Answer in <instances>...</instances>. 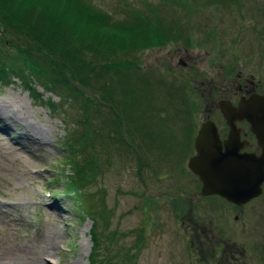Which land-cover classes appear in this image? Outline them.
Instances as JSON below:
<instances>
[{
    "label": "rangeland",
    "instance_id": "rangeland-1",
    "mask_svg": "<svg viewBox=\"0 0 264 264\" xmlns=\"http://www.w3.org/2000/svg\"><path fill=\"white\" fill-rule=\"evenodd\" d=\"M81 1L114 23L157 19L175 40L88 54L79 99L32 77L33 93L16 78L0 87V264H92L94 233L112 264H217L199 259L182 221L199 187L186 146L204 118L223 127L215 103L237 75L264 89V0ZM0 39H9L1 25ZM122 63L125 76L110 68ZM74 139L77 167L86 158L96 172L83 191L92 214L67 195ZM255 246H245L246 264H264Z\"/></svg>",
    "mask_w": 264,
    "mask_h": 264
},
{
    "label": "trees",
    "instance_id": "trees-1",
    "mask_svg": "<svg viewBox=\"0 0 264 264\" xmlns=\"http://www.w3.org/2000/svg\"><path fill=\"white\" fill-rule=\"evenodd\" d=\"M130 20L128 25L114 23L109 15L92 9L81 0H0V25L9 37L4 42L0 39V87H8L16 78L33 93L29 86V78L32 77L58 96H62L64 90L68 98L79 99L78 84L84 85L87 81L84 73L92 70L86 59L88 54L129 53L161 43L169 45L175 40L173 26L163 29L157 19L149 20L136 13ZM24 41L25 45L22 44ZM6 46L11 52L6 50ZM110 68L121 71L122 76L128 69L125 63L112 64ZM68 77L77 86L68 84ZM35 98L39 97L36 95ZM88 135L90 138L92 132L89 131ZM79 142L74 139L65 147L68 153L65 164L72 171L67 181V195L83 205L82 213L86 215L92 212L84 203L83 191L96 172L87 171L90 160L86 158L85 165L82 163L77 167ZM100 215L105 220V214L102 212ZM94 235L92 264H112L102 253L104 241L98 234Z\"/></svg>",
    "mask_w": 264,
    "mask_h": 264
},
{
    "label": "flooded vegetation",
    "instance_id": "flooded-vegetation-1",
    "mask_svg": "<svg viewBox=\"0 0 264 264\" xmlns=\"http://www.w3.org/2000/svg\"><path fill=\"white\" fill-rule=\"evenodd\" d=\"M220 93L215 108L223 121V127L221 128V126L211 121L209 116L193 127L186 146L187 149L191 147L187 164L190 159L197 155L195 142L199 132L208 122L213 124L215 130L207 129L205 131L206 140L211 141L216 137L222 152L225 151V142L229 138L230 128L219 110L220 102H228L233 107H237L240 101L249 100L254 96H264V89L259 82L254 81L253 77L248 79V77L239 74ZM236 128L238 139L233 145V149L239 155L260 156L261 150L258 147L255 135L251 131V126L242 121L236 124ZM187 170L198 180V177L189 171L188 166ZM261 188L262 195L260 197L245 205L237 206L228 203L219 196H203L201 194V183L199 182V187L189 194L192 198L190 202L193 201L195 208L188 210L187 213L182 212V221L187 222V228H189L191 234L190 239L192 240L190 243L194 249L196 248L199 259L207 261L219 256L220 261L217 264H246L243 260L245 255L249 256V250L245 249V246H249V243L253 242H256L258 246L253 248L250 255L263 253L264 203H262V200L264 199V183ZM176 206L179 207L180 205ZM250 249L252 250V248ZM210 250L213 253L212 255Z\"/></svg>",
    "mask_w": 264,
    "mask_h": 264
},
{
    "label": "water",
    "instance_id": "water-1",
    "mask_svg": "<svg viewBox=\"0 0 264 264\" xmlns=\"http://www.w3.org/2000/svg\"><path fill=\"white\" fill-rule=\"evenodd\" d=\"M222 113L230 135L222 152L220 143L214 137L207 141L204 136L207 129H214L208 122L195 142L196 156L189 160L188 169L198 177L203 196H219L228 203L242 206L262 195L264 183V96H254L240 101L237 107L228 102H220ZM245 121L251 126L260 156L239 155L233 149L237 141L236 124ZM215 130V129H214Z\"/></svg>",
    "mask_w": 264,
    "mask_h": 264
},
{
    "label": "bare ground",
    "instance_id": "bare-ground-1",
    "mask_svg": "<svg viewBox=\"0 0 264 264\" xmlns=\"http://www.w3.org/2000/svg\"><path fill=\"white\" fill-rule=\"evenodd\" d=\"M75 264H80V263H75Z\"/></svg>",
    "mask_w": 264,
    "mask_h": 264
}]
</instances>
